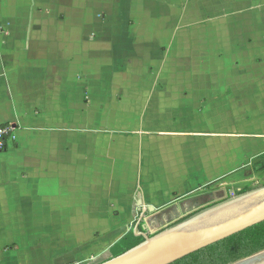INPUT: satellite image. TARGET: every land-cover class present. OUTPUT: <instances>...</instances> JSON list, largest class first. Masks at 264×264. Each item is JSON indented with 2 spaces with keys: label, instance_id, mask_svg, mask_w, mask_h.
<instances>
[{
  "label": "crops",
  "instance_id": "crops-1",
  "mask_svg": "<svg viewBox=\"0 0 264 264\" xmlns=\"http://www.w3.org/2000/svg\"><path fill=\"white\" fill-rule=\"evenodd\" d=\"M1 125L0 264L107 260L264 175V0H0Z\"/></svg>",
  "mask_w": 264,
  "mask_h": 264
},
{
  "label": "water",
  "instance_id": "water-1",
  "mask_svg": "<svg viewBox=\"0 0 264 264\" xmlns=\"http://www.w3.org/2000/svg\"><path fill=\"white\" fill-rule=\"evenodd\" d=\"M139 204L143 206L142 201ZM147 208L155 211L153 206ZM175 218L172 222L166 220L158 230L149 227L151 219L138 218L133 230L137 236H143L144 241L98 264H171L261 223L264 221V186L230 198L225 193L224 198L197 206ZM235 264H264V251Z\"/></svg>",
  "mask_w": 264,
  "mask_h": 264
},
{
  "label": "trees",
  "instance_id": "trees-1",
  "mask_svg": "<svg viewBox=\"0 0 264 264\" xmlns=\"http://www.w3.org/2000/svg\"><path fill=\"white\" fill-rule=\"evenodd\" d=\"M255 168L257 172L264 173V155L255 161ZM253 189L256 188L244 187L239 191L231 192L228 198ZM143 241L144 237L137 236L131 229L112 247L113 256H118ZM262 251H264V221L171 264H235Z\"/></svg>",
  "mask_w": 264,
  "mask_h": 264
},
{
  "label": "rangeland",
  "instance_id": "rangeland-1",
  "mask_svg": "<svg viewBox=\"0 0 264 264\" xmlns=\"http://www.w3.org/2000/svg\"><path fill=\"white\" fill-rule=\"evenodd\" d=\"M195 35H203L204 34V30H203V26H196L195 27V32L193 33ZM247 187L249 188H259L264 186V175L261 174L260 176H258L257 178H255L254 181L252 182H248L247 184H245ZM238 187H240V185H236V186H230V189L233 191H237ZM105 258L99 257L98 259H96V263L94 264H98L102 261H104Z\"/></svg>",
  "mask_w": 264,
  "mask_h": 264
},
{
  "label": "built area",
  "instance_id": "built-area-1",
  "mask_svg": "<svg viewBox=\"0 0 264 264\" xmlns=\"http://www.w3.org/2000/svg\"><path fill=\"white\" fill-rule=\"evenodd\" d=\"M14 129L11 125L0 126V152L6 149L7 139L12 135Z\"/></svg>",
  "mask_w": 264,
  "mask_h": 264
},
{
  "label": "flooded vegetation",
  "instance_id": "flooded-vegetation-1",
  "mask_svg": "<svg viewBox=\"0 0 264 264\" xmlns=\"http://www.w3.org/2000/svg\"><path fill=\"white\" fill-rule=\"evenodd\" d=\"M186 212H188V211H186ZM186 212H184V213H186ZM183 213V214H184ZM176 218L174 217V218H167V219H157V224L154 226H152L155 230H157V229H159L160 227H161V225L163 224V222H165L166 220H170L169 222H172L173 220H175ZM163 220V221H162Z\"/></svg>",
  "mask_w": 264,
  "mask_h": 264
}]
</instances>
